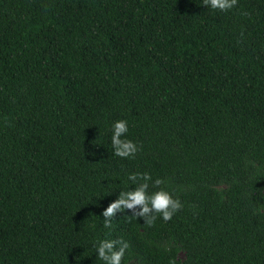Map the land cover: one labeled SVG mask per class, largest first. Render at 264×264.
<instances>
[{"label":"trees","instance_id":"trees-1","mask_svg":"<svg viewBox=\"0 0 264 264\" xmlns=\"http://www.w3.org/2000/svg\"><path fill=\"white\" fill-rule=\"evenodd\" d=\"M145 173L181 207L105 217ZM105 239L121 264H264V0H0V264H103Z\"/></svg>","mask_w":264,"mask_h":264},{"label":"clouds","instance_id":"clouds-1","mask_svg":"<svg viewBox=\"0 0 264 264\" xmlns=\"http://www.w3.org/2000/svg\"><path fill=\"white\" fill-rule=\"evenodd\" d=\"M236 0H203L206 8L213 10L219 9L221 11L228 10L233 7ZM128 132V122L126 120H117L112 124V144L115 145V155L119 157H129L136 153L137 146L128 139H121V137ZM129 179L135 182L137 175L129 176ZM151 177L145 173L142 177V182L139 187L133 190L121 192L119 198L111 203L103 212L105 217H111L117 209L124 208L131 209L136 205H142L141 217H146L151 211L160 213L164 220L171 218L173 213L181 207L178 199H173L171 195L164 191L158 190L149 195L146 192L148 181ZM162 181L156 179L154 185H160ZM155 219L152 215L147 218V223L151 224ZM119 244L117 248L116 245ZM96 256L103 262V264H121L125 249L128 247L126 242L115 240H100L96 244Z\"/></svg>","mask_w":264,"mask_h":264}]
</instances>
